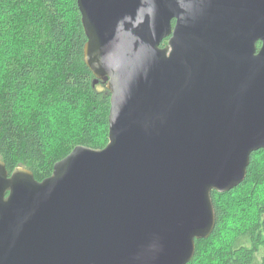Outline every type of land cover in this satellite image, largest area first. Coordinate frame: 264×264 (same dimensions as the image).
<instances>
[{
	"label": "water",
	"instance_id": "water-1",
	"mask_svg": "<svg viewBox=\"0 0 264 264\" xmlns=\"http://www.w3.org/2000/svg\"><path fill=\"white\" fill-rule=\"evenodd\" d=\"M78 6L108 142L42 180L0 158V264H187L215 228L212 192L264 148V0Z\"/></svg>",
	"mask_w": 264,
	"mask_h": 264
},
{
	"label": "trees",
	"instance_id": "trees-1",
	"mask_svg": "<svg viewBox=\"0 0 264 264\" xmlns=\"http://www.w3.org/2000/svg\"><path fill=\"white\" fill-rule=\"evenodd\" d=\"M86 42L78 0H0V158L9 172L24 166L42 180L75 146L107 144L111 94L93 83ZM212 196L215 228L187 264H264V148L238 186Z\"/></svg>",
	"mask_w": 264,
	"mask_h": 264
},
{
	"label": "rangeland",
	"instance_id": "rangeland-1",
	"mask_svg": "<svg viewBox=\"0 0 264 264\" xmlns=\"http://www.w3.org/2000/svg\"><path fill=\"white\" fill-rule=\"evenodd\" d=\"M63 112L64 113L61 115L62 118L66 117L68 115V111L67 110L66 111L63 110ZM236 195H238V194H236ZM234 202H236V201H234Z\"/></svg>",
	"mask_w": 264,
	"mask_h": 264
},
{
	"label": "flooded vegetation",
	"instance_id": "flooded-vegetation-1",
	"mask_svg": "<svg viewBox=\"0 0 264 264\" xmlns=\"http://www.w3.org/2000/svg\"><path fill=\"white\" fill-rule=\"evenodd\" d=\"M175 22V20H173V23ZM168 40H169V37H167L166 39H165V46L168 44Z\"/></svg>",
	"mask_w": 264,
	"mask_h": 264
}]
</instances>
